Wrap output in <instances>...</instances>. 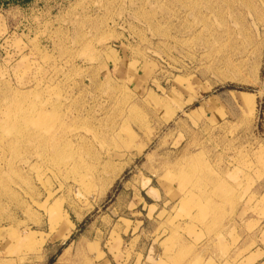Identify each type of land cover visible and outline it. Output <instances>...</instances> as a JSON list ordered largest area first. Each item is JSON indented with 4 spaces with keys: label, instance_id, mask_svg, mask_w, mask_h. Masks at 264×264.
Listing matches in <instances>:
<instances>
[{
    "label": "rangeland",
    "instance_id": "obj_1",
    "mask_svg": "<svg viewBox=\"0 0 264 264\" xmlns=\"http://www.w3.org/2000/svg\"><path fill=\"white\" fill-rule=\"evenodd\" d=\"M43 2L0 0V264H264V0Z\"/></svg>",
    "mask_w": 264,
    "mask_h": 264
},
{
    "label": "crops",
    "instance_id": "obj_2",
    "mask_svg": "<svg viewBox=\"0 0 264 264\" xmlns=\"http://www.w3.org/2000/svg\"><path fill=\"white\" fill-rule=\"evenodd\" d=\"M43 1H45V0H1V2H13V5L18 4V5H15V7H14L16 10H23L22 7L25 6V4H27V6L29 4H42V3H44ZM19 2H23L24 5H20ZM2 6H1V8H2Z\"/></svg>",
    "mask_w": 264,
    "mask_h": 264
},
{
    "label": "bare ground",
    "instance_id": "obj_3",
    "mask_svg": "<svg viewBox=\"0 0 264 264\" xmlns=\"http://www.w3.org/2000/svg\"><path fill=\"white\" fill-rule=\"evenodd\" d=\"M35 243V242H34ZM32 246V245H31Z\"/></svg>",
    "mask_w": 264,
    "mask_h": 264
}]
</instances>
